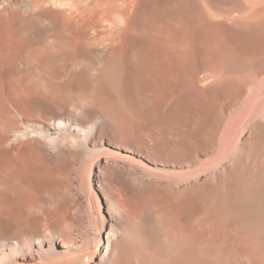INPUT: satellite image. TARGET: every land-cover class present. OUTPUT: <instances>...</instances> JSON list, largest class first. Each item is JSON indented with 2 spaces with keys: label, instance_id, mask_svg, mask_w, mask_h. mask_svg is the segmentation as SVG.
<instances>
[{
  "label": "bare ground",
  "instance_id": "1",
  "mask_svg": "<svg viewBox=\"0 0 264 264\" xmlns=\"http://www.w3.org/2000/svg\"><path fill=\"white\" fill-rule=\"evenodd\" d=\"M0 264H264V0H0Z\"/></svg>",
  "mask_w": 264,
  "mask_h": 264
}]
</instances>
